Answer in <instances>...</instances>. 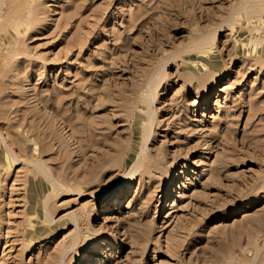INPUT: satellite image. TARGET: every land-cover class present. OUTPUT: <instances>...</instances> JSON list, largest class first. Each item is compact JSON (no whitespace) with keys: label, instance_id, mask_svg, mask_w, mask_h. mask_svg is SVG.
I'll return each instance as SVG.
<instances>
[{"label":"rangeland","instance_id":"rangeland-1","mask_svg":"<svg viewBox=\"0 0 264 264\" xmlns=\"http://www.w3.org/2000/svg\"><path fill=\"white\" fill-rule=\"evenodd\" d=\"M0 264H264V0H0Z\"/></svg>","mask_w":264,"mask_h":264},{"label":"bare ground","instance_id":"bare-ground-1","mask_svg":"<svg viewBox=\"0 0 264 264\" xmlns=\"http://www.w3.org/2000/svg\"><path fill=\"white\" fill-rule=\"evenodd\" d=\"M215 56V55H214ZM215 59V58H214ZM193 78V77H192ZM192 80V79H191ZM192 82V81H191ZM147 92V91H146ZM155 95V94H154ZM149 99V98H148ZM153 100V99H152ZM150 106H151V104H150ZM26 145V144H25ZM38 150V149H37ZM41 153V152H40ZM147 163H148V161H147ZM169 189V188H168ZM171 190L172 189H170V191H169V194H170V192H171ZM167 194V193H166Z\"/></svg>","mask_w":264,"mask_h":264}]
</instances>
